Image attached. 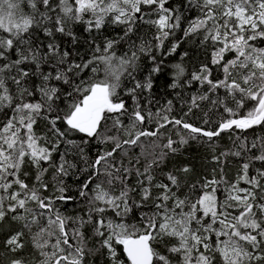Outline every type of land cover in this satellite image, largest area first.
I'll use <instances>...</instances> for the list:
<instances>
[{"label": "snow or ice", "instance_id": "snow-or-ice-1", "mask_svg": "<svg viewBox=\"0 0 264 264\" xmlns=\"http://www.w3.org/2000/svg\"><path fill=\"white\" fill-rule=\"evenodd\" d=\"M0 246L264 264V0H0Z\"/></svg>", "mask_w": 264, "mask_h": 264}, {"label": "trees", "instance_id": "trees-1", "mask_svg": "<svg viewBox=\"0 0 264 264\" xmlns=\"http://www.w3.org/2000/svg\"><path fill=\"white\" fill-rule=\"evenodd\" d=\"M118 31V29L116 30ZM114 34V33H113ZM144 34L146 36H149L151 35V32L145 28L144 29ZM123 50V49H121ZM184 50H190L189 51V58L186 59V63H188L189 61L191 63H195L196 62V57L199 55V53L195 52L194 49H192V46L189 45V44H183L181 46L180 49H178L177 53L174 54L172 57H169V62H175L179 59V54L184 51ZM155 88L158 90V94L159 95H163L166 91V88H165V77L164 76H161L159 78V80L157 81L156 85H155ZM205 153H204V150L201 149L198 145H196L195 143L191 144L189 147H187L185 149V152L183 155H180L176 158V162L177 164L181 163V162H190L194 165L197 166V168L199 169V166L201 164V157L204 156ZM234 171V169L230 170V174L231 172ZM0 250H2V246H0ZM30 251V248L29 249H26V253ZM0 264H6V260L4 261H0Z\"/></svg>", "mask_w": 264, "mask_h": 264}]
</instances>
